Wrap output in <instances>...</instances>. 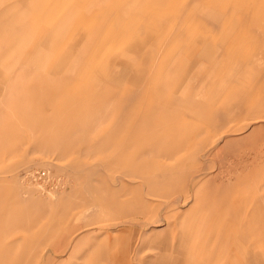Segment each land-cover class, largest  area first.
I'll use <instances>...</instances> for the list:
<instances>
[{
    "label": "rangeland",
    "instance_id": "1",
    "mask_svg": "<svg viewBox=\"0 0 264 264\" xmlns=\"http://www.w3.org/2000/svg\"><path fill=\"white\" fill-rule=\"evenodd\" d=\"M189 1L175 0L174 13ZM37 2L0 0V11L16 4L20 14L18 23L8 12L0 24V264H106L108 251L121 264L108 237H131L134 246L139 234L145 264H201L218 254L222 239L208 240L211 227L232 216L234 203L257 198L264 214V80L248 71L233 88L209 81L205 90L219 95L192 97L189 110L170 97L162 105L146 79L96 78L93 61L81 72L62 62V49H44L42 31L10 33ZM87 2L45 7L79 11ZM110 7L89 24L92 33L116 16ZM203 218L202 235L189 238V224ZM256 252L262 264L264 247Z\"/></svg>",
    "mask_w": 264,
    "mask_h": 264
},
{
    "label": "crops",
    "instance_id": "2",
    "mask_svg": "<svg viewBox=\"0 0 264 264\" xmlns=\"http://www.w3.org/2000/svg\"><path fill=\"white\" fill-rule=\"evenodd\" d=\"M87 1L79 11L75 7L61 11L57 3L48 11L47 0L37 2L39 6L27 14L25 26L22 24V29H13L10 33L26 31L30 36V33L42 31V47L62 49L60 56L63 63L79 65L82 72V65L91 60L99 69L96 78H109L119 81V84L127 79L137 80L141 84L146 79L149 81H145L148 95L160 97L159 102L162 98V105H165L164 98L170 97L173 106L175 101L177 106L187 110L195 105L192 97L219 95L213 93L211 88L205 90L209 81H215L212 87H218V84L220 87L223 82L221 87H224L231 82L229 86L233 88L232 81L247 79L248 71L256 74L254 79L257 82L264 80L263 68L260 67L264 61V40L260 41V45L258 36L259 27L262 26L264 30V0H245L247 3L243 0H190L180 3L177 13H174L175 0ZM113 2L115 5H112ZM110 6H114L116 16L111 20L105 17L99 22L102 25L96 28L95 34L102 30L108 33L96 39L92 33L94 29L89 24L94 23L96 17L108 16L112 12ZM1 9L0 24L8 23L3 18L8 12L12 15L10 23H18L20 14L13 12L18 5H6ZM39 15H42L41 19ZM58 15L62 16L60 20L57 19ZM157 15L168 21L160 20ZM111 39L118 43V48L104 49L103 42ZM63 46L69 47L70 51H64ZM193 66L198 67L197 70ZM186 70L189 71L188 76L183 74ZM228 77L232 80L227 83ZM205 110L208 111V108ZM224 199L221 202H225V205L232 202ZM234 204L232 216H221L220 221L211 227L208 240L215 241L216 238L223 241L217 245L218 254L215 252L210 258L202 259L201 264H260L256 252L264 247V228L261 229L264 214L259 210L260 201L255 198L252 205ZM241 217L243 221L238 227ZM204 219L189 224L186 229L189 238L202 235L206 228ZM142 235L139 234L134 246L131 237L126 236L122 241H112L110 239L113 237H108L107 244L110 245L107 248L112 250L119 247L122 250L124 257L121 264H145L144 257L140 255ZM97 244L93 251L99 257L103 249H100V243ZM131 252L134 253L135 262L130 256ZM107 254L106 264H116L109 251ZM262 261L264 264V259Z\"/></svg>",
    "mask_w": 264,
    "mask_h": 264
},
{
    "label": "bare ground",
    "instance_id": "3",
    "mask_svg": "<svg viewBox=\"0 0 264 264\" xmlns=\"http://www.w3.org/2000/svg\"><path fill=\"white\" fill-rule=\"evenodd\" d=\"M243 2H245V0H243ZM251 2V1H250ZM242 3V2H241ZM245 3H247V2H245ZM247 5V4H246ZM237 7V6H236ZM241 7V6H240ZM249 7V6H248ZM231 8H233V7H231ZM239 8V7H238ZM246 9V8H245ZM254 9V8H253ZM257 9V8H256ZM232 10V9H231ZM249 10V9H248ZM258 10V9H257ZM233 11V10H232ZM254 13V12H253ZM257 14V13H256ZM252 16V15H251ZM249 17H250V15H249ZM253 17H255L254 15H253ZM240 18V17H239ZM237 22H238V20H237ZM250 23V22H249ZM242 26H244V25H242ZM238 27V26H237ZM244 28V27H243ZM247 29V28H246ZM259 33H258V36H259V42L261 41V40H264V38H262V36L264 37V30L262 29V26H260L259 27ZM240 33H241V31H240ZM243 34H244V31H243ZM250 35V34H249ZM229 40V39H228ZM246 42V41H245ZM260 45H261V42H260ZM264 46V44H262V47ZM263 52H264V48H263ZM261 56V55H260ZM228 59H229V57H228ZM260 60H261V58H260ZM229 66V65H228ZM260 67L261 68H263L264 69V61L263 62H261V64H260ZM88 71V70H87ZM120 80V79H119ZM227 80V83H228V80H232V78H227L226 79ZM262 80V79H261ZM260 80V81H261ZM118 83H119V81H117ZM213 97V96H212ZM214 98V97H213ZM212 100V99H211ZM259 121H260V119H259ZM142 240V239H141ZM140 241V240H139ZM141 242V241H140ZM139 242V243H140ZM139 243H138V245H139ZM108 245H110V244H108ZM139 258V257H138ZM133 262V261H132Z\"/></svg>",
    "mask_w": 264,
    "mask_h": 264
}]
</instances>
